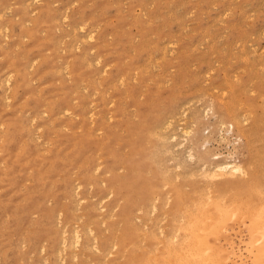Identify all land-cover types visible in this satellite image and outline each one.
<instances>
[{
	"label": "rangeland",
	"instance_id": "obj_1",
	"mask_svg": "<svg viewBox=\"0 0 264 264\" xmlns=\"http://www.w3.org/2000/svg\"><path fill=\"white\" fill-rule=\"evenodd\" d=\"M209 105L264 153V0H0V264L159 257L181 206L264 172L234 134L202 141Z\"/></svg>",
	"mask_w": 264,
	"mask_h": 264
},
{
	"label": "bare ground",
	"instance_id": "obj_2",
	"mask_svg": "<svg viewBox=\"0 0 264 264\" xmlns=\"http://www.w3.org/2000/svg\"><path fill=\"white\" fill-rule=\"evenodd\" d=\"M9 78L6 77L5 81L8 82ZM210 110L215 114V120L211 134L202 141L214 136L225 141L229 135L234 134L233 144L240 141L242 145L249 146L250 164L257 167V164L261 163L264 167V153L254 146L252 128L247 129L242 125V121L245 122L248 117L239 118L243 116L242 111V115L240 113L236 115L230 106L221 112L213 106H210ZM151 133L163 142L164 135L161 137L157 128ZM199 137L201 139L202 136ZM218 157L217 155L216 158ZM204 171L211 177H224L241 172L242 165L217 160L212 167L205 168ZM261 179L264 180V172L250 169L247 182H233L230 191L225 193L223 188L229 185V181L225 180L215 185L213 196L200 194V198L195 203L193 201L192 206H189V203L181 206L179 215L175 218L174 239L167 241L159 257L150 254L145 262L147 264H239L244 260V258L241 260L243 256L241 247L236 244L240 241L239 243L245 245L243 249L251 254L250 264H264V205H262L264 196L261 188L257 186ZM174 188L178 204L181 205L188 195L182 193L176 186ZM234 224L246 227L248 239L245 238V241L242 239L239 230H235ZM74 229L73 232H77ZM255 240L257 243L260 241L261 244L255 243Z\"/></svg>",
	"mask_w": 264,
	"mask_h": 264
}]
</instances>
